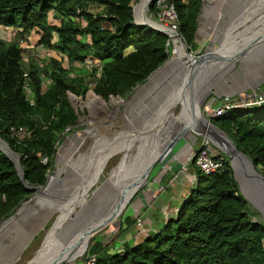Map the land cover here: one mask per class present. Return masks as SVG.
<instances>
[{
	"label": "trees",
	"instance_id": "obj_1",
	"mask_svg": "<svg viewBox=\"0 0 264 264\" xmlns=\"http://www.w3.org/2000/svg\"><path fill=\"white\" fill-rule=\"evenodd\" d=\"M139 1L0 0V25L16 32L13 39L0 37V226L48 183L68 133L82 135L115 113L116 106L170 59L169 35L135 21ZM174 1L178 33L193 51L205 0ZM156 2L149 6L154 16ZM51 14L59 24L50 22ZM33 31L42 36L27 48L62 52L68 68L54 57L26 62L20 41L29 40ZM90 56L103 67L93 87L85 81ZM26 71L35 106L23 89ZM42 74L52 81L49 86ZM210 121L264 178V105L233 107ZM224 159L223 170L211 174L192 161L189 169L197 179L179 213L138 243L132 236L124 242L123 254H114L113 245L94 237L89 253L97 255V264H264V223L253 221L243 182L234 173L230 155ZM135 223L136 218L128 216L122 228Z\"/></svg>",
	"mask_w": 264,
	"mask_h": 264
},
{
	"label": "rangeland",
	"instance_id": "obj_2",
	"mask_svg": "<svg viewBox=\"0 0 264 264\" xmlns=\"http://www.w3.org/2000/svg\"><path fill=\"white\" fill-rule=\"evenodd\" d=\"M225 1L226 0H205L204 9L202 10L200 17L199 31L197 34V48L193 50L192 53L194 55H200L208 51L211 53L213 51H218L223 47L233 46V44L237 45L238 49L243 47L242 50H239L232 57V62H228L231 66H226V69L224 70L221 69L222 71H219L217 74L210 77L207 84L205 83L199 86L202 82L201 79L198 86L188 93L187 98L184 96L179 97L175 101L174 105H171L172 109L170 111H168L169 108L164 110V104L168 96L170 97L171 94L173 95L175 92H180L182 90V87L180 86L175 87L178 81H174L173 84L170 83V80V84L164 86L160 103L155 109H152L150 106L144 107L145 101L141 100L138 101V103L134 102L135 105L137 104L133 108V110H135L129 111L126 115H124L122 117V122L121 119L118 120V123H121L122 126L119 125L118 127L116 124L108 125L109 129L115 130L113 132L111 131V133H108L107 130L102 133H94L92 131L94 128H97L96 126L104 122L109 117L123 111L127 103L134 100L133 95L138 89L133 94H130L123 103L115 107V113L107 116L96 125H90L84 134L80 135L77 131L68 133L69 135L66 136L58 149L56 164L50 175L48 183L45 186H42L39 193L48 187H54L57 183L62 182L66 177L63 172L65 167L73 168L66 165L68 164L69 166L75 167V162L72 163L74 158L75 161L82 159L81 162L87 160V158L90 157L89 149H92V147L96 144L99 146L96 160H99L100 163L91 172L84 186H82L78 191H75V195L68 205L65 206V208L63 207L61 209H57L48 222L36 221V223L34 222L29 226L30 228H20L21 230H17L22 232H19L16 236H14L12 238V242L16 240V242L19 243L17 240H20V243L15 247H10L9 245L6 246L8 249L2 254L0 264H14L16 261V264H43L54 253L58 254L63 252V250L68 247V244L63 240V238H70L73 236L74 233L81 228L80 224L82 222L85 223L87 220L86 217L90 215V211L102 208L109 200H112L113 197L123 191L135 176L139 175L144 170L151 152V137L154 136L153 132L156 131L157 127L161 123L162 124L155 139L156 161L153 162L149 170H145L143 172L132 188L129 196L135 191V189L138 191L126 204L119 216L116 212H112L110 215L111 222L99 230L97 234L94 233L85 247L72 254V257L68 258L62 264H82L87 255L90 254L89 249L94 237L95 241L103 240L110 243V245H113L114 247H112L111 251L114 252V254L122 249L126 233L130 228H132V226H129L128 228L124 227L125 229L123 230L122 227L124 225V219L128 216H134L136 221L138 218H143L140 217V215L146 213L150 208V205H152L157 197H159V195H156L158 187L155 182L160 179L161 176H171V171L174 173L173 175H180L183 172L184 175L189 174L191 179L192 175L195 174L193 169H189L191 166V157L195 154L196 149L200 148L203 144L207 143L210 145L212 152L217 157L220 156L225 158L227 155H230L227 151L225 141L221 136L222 132L211 124L210 112L213 106L223 102V98L226 95L234 94L243 97H251L253 94L251 88H256L259 82H261L260 87H262V90L264 91V80L260 81V75L264 76V47L261 48V46L264 45V0ZM143 4H145V0L141 1L140 4L136 6L138 15L136 9L135 15L137 20L146 21L143 16ZM148 13H150V11H148ZM223 13L226 17L225 22L223 21ZM154 18L159 22L158 16H154ZM50 22L52 24H59L60 20L50 17ZM148 22L153 24L150 20ZM222 22H224V27L221 29ZM237 30L238 32L230 41L223 44L220 48L211 51L215 46L226 40L229 32L234 33ZM15 34L16 32L10 31L9 27L0 25V37L13 39L15 38ZM41 36L42 35L37 32L31 34V45H37ZM178 43L184 47L186 46L183 40L178 41ZM171 44V56L168 62L175 60L177 62L175 63L176 66L179 67L185 59L173 40L171 41ZM50 51L52 50L25 48L24 59L26 62L34 59L42 63L47 58L51 57L49 55ZM63 63L65 67H69L68 60H63ZM221 65L222 63L214 61L207 72H214L217 70L216 68L221 67ZM202 66L203 65L189 67L185 72H183V77L181 76V79L186 82L196 78L201 71V68H205ZM160 76L161 75L149 82L147 88L148 92L152 91L156 80L159 79ZM244 84H248L251 87L248 88L247 86H242ZM242 90H245L246 92ZM189 98L190 100L187 101ZM151 116H156V118H153L152 123H147L148 126L145 128L142 127L141 129L143 130L137 133L138 127L143 125L145 119H148ZM176 117H179L181 122L186 125L187 129L183 137H181V135L184 132V128L182 127L180 120L176 119ZM199 119H202L204 123L208 124L212 130H209L206 126H199ZM89 132L95 135V141L92 139L91 142H88L89 145L80 146L85 138V135ZM175 141H177L176 144L172 147L169 153H167ZM179 144L181 153L178 152L173 154L174 148H177ZM190 146L192 147L191 154L189 157H186V161H183ZM76 155H78V158ZM231 158L232 156L230 155V160ZM165 160L167 163L166 166H163L162 163ZM181 161L184 162V165L179 170L175 171L173 169L174 166L179 164ZM78 164L79 163H77V165ZM60 171H62V173ZM148 171L149 174L146 179L145 177ZM71 174H74L76 177L74 172ZM79 179L80 175L77 177L78 181ZM189 184L190 187H192L191 181ZM137 185H139V189L137 188ZM77 186V181H70L67 186L65 185L59 189L60 195L64 197L70 196ZM159 190L162 191L163 187ZM128 193L129 191L126 195H128ZM243 193L246 197H248V192L245 188ZM136 195H138L137 198ZM149 195L152 199H149ZM48 204L49 203L46 201V205ZM250 210L253 221L264 223L263 215L259 212L257 207L253 206L252 203ZM91 218L92 217H90V219ZM8 220H5L0 228ZM28 230L30 231L28 232ZM24 233H26V235ZM140 240H138V242H140ZM119 245L122 247L120 248ZM72 247V249L75 250L77 244L73 243ZM17 258L18 260H16Z\"/></svg>",
	"mask_w": 264,
	"mask_h": 264
},
{
	"label": "bare ground",
	"instance_id": "obj_3",
	"mask_svg": "<svg viewBox=\"0 0 264 264\" xmlns=\"http://www.w3.org/2000/svg\"><path fill=\"white\" fill-rule=\"evenodd\" d=\"M146 4H147V1L145 0V4H143V6H144L143 7V16L146 19L145 22L150 23V22H148L150 20L153 23V25H158L155 18L153 16L149 15V13L147 12ZM171 33L174 34V32H171ZM173 41L175 42L176 47L180 50V53L183 55L185 61L179 67H177L175 64L177 62L175 60H172V61L167 62L163 67H161L159 69V70H161L162 68L165 67L162 71H160L156 75V77H158L161 72L165 71V74L161 78V80H159V79L156 80V82L154 84L155 89H152V91H149L148 93H146L144 98H146L147 96L148 97H147V102L145 101L144 107L150 106L152 109L157 108V106L159 105L160 100H161V95H162L164 86L167 84L173 83L174 81H178L176 83L175 87L180 86V87H182V90L180 92H175L173 95L171 94L172 96L170 95V97L168 96V98L166 99V102L164 104V110L169 108L168 111H170L172 109L171 105H174L175 101L179 97L184 96L187 98L188 93L194 89V88H190L189 84H190V82H193L201 74L202 71L206 70V66H205L207 63L206 61L208 60V58L211 57V55L214 54L213 62L215 61L217 63H222L221 67L216 68L217 70H216L215 74H217L219 71L226 69V66H228V67H229V65L231 66V64H229L228 62L230 61V63H231L232 57L239 50L243 49V47H241V49H238L237 45L233 44V46L223 47L222 49H220L218 51H213V52L209 53L208 55H205L201 59H198V58L193 56V53L191 55L188 54L186 47H184L183 45H180L178 43V41H180V39L178 37H175V35L173 36ZM181 43H183V42H181ZM263 47H264V45L261 46V48H263ZM199 65H203L205 68H201V71L196 76V78H193V79L188 80L186 82L183 81V79H181V76L183 77V72H185L189 67H192V66L194 67V66H199ZM213 68H215V67H213ZM170 80H171V82H170ZM197 82H200V80L199 81L197 80ZM208 82L209 81H207L206 84ZM204 84H205V81H204ZM150 94H152V95H150ZM144 98L143 97L140 98V101L141 100L144 101L143 100ZM135 103H138V101H136ZM136 105L134 104V102L129 103L127 105V108H125L123 110V112L121 111L120 113L109 117L104 122H102L101 124L96 126L97 128H94L92 132L102 133L105 130H107L108 133H111V131L112 132L115 131L114 129H109L108 125L116 124L118 127H119V125L122 126L121 123H118V120L121 119V122H122V117L126 113L125 110L128 109L129 111H131V108L133 109L134 106H136ZM158 117H159V115H158ZM158 117H157V119H158ZM153 118H156V116H151L148 119L146 118L143 125H140L138 127L137 133H139L141 130H143V129H141L142 127L143 128L147 127L148 126L147 123H152ZM123 121H125V120H123ZM161 124L157 127L156 131L153 132L154 134L152 133L154 136L151 137V144H150L151 145V152L149 155V160L146 163L144 170L139 175L135 176L133 178V180L126 186V188L123 191H121L117 196L113 197L112 200H109L108 203L105 204L102 208H100L99 210L90 211V215L86 217L87 220L85 219L86 220L85 223L82 222L80 224L81 228L78 231H76L73 236H71L70 238H68V237L63 238V236L61 235L63 240L68 244V247L65 250H63V252H61V253H58V254L54 253L43 264H62V263H64L68 258L72 257V254L80 251L83 247H85V245L89 242L90 238L94 235V233L101 230L109 222H111L110 221V215L112 212H116L118 214V216L121 214L123 208L127 204V200L130 199V196L132 195L131 194L129 196V194L131 193L132 188L136 184L137 180L140 178V176L143 174V172L145 170H149L150 167L152 166L153 162L156 161L155 139H156V134L159 131ZM200 125L206 126L209 130H212L208 124L204 123V121L202 119H199V126ZM94 138H95V135H93L91 132L87 133L80 146L89 145L88 142L89 141L91 142L92 139H94ZM94 141H95V139H94ZM98 147H99L98 144H96L92 147V149H89L90 157L87 158V160H85L83 162H81L82 159H78L75 161L74 160L75 158H74L73 162L72 161L71 162L72 163L75 162L76 165H75V167L69 166L68 164L66 165L68 167H73L74 169L65 167V170L63 172L65 173L66 177L64 178V180L62 182L57 183V185H55L54 187H48L47 189L42 190L41 193H39L37 196H35L31 200H29L15 214L14 217L9 219L0 228V259L2 257V254L4 253V251L8 249V247H6L7 245H9L10 247H15L17 244L20 243V240H17L19 243H17L16 240H14L12 242V238L14 236H16L19 232H22V231H17V230H21L20 228H23V229L28 228L32 223H34V222L36 223V221L37 222H48V220L55 214L57 209H61L63 207L65 208V206L68 205V203L71 201V199L75 195V191H78L82 186H84V184L88 180L91 172L100 163L99 160H96ZM76 151H78V150H76ZM76 151H75V153H76ZM74 154H73V156H74ZM113 154H111V155H113ZM73 156H72V158H73ZM77 156L78 155H76V157ZM237 159H238L237 156L234 157L233 165H235V162L237 161ZM71 162H70V164H71ZM77 163H79V164L77 165ZM78 169H81V170H78ZM60 172L62 173V171H60ZM72 172L75 173L76 177L74 176V174H71ZM79 175H80V179L78 181L77 177ZM70 181H72V182L77 181V183H78L77 188L71 193L70 196H68V197L61 196L59 189H61L65 185L67 186V184L70 183ZM139 185H137V188ZM128 191H129V193H128V195H126V193ZM136 191L137 190L135 189L134 192H136ZM46 201H47V203H49L48 205H46ZM90 217H92V218L90 219ZM29 231L30 230H28V232ZM31 232H33V231H31ZM24 234L26 235V233H24ZM73 243L77 244V247L75 250L72 249ZM16 260H18V258ZM16 263H17V261L14 264H16ZM2 264H5V263H2Z\"/></svg>",
	"mask_w": 264,
	"mask_h": 264
},
{
	"label": "built area",
	"instance_id": "obj_4",
	"mask_svg": "<svg viewBox=\"0 0 264 264\" xmlns=\"http://www.w3.org/2000/svg\"><path fill=\"white\" fill-rule=\"evenodd\" d=\"M158 14L159 17V23H161L163 26L168 28L170 32H178L179 30V15L178 11L176 9L175 1L174 0H157L156 2ZM53 19H56L53 17V14L50 15ZM58 20V19H57ZM83 23H85L83 21ZM37 31H33L31 34L35 33ZM38 34H41L37 32ZM172 40L168 41V44L171 43ZM21 47L23 49L27 48L31 43V36L29 40H21L20 41ZM50 56L57 58L61 61H67V56L62 52H54L57 50L51 49ZM85 76H86V85L89 87H93L96 85L99 80L102 77V63L96 59L90 56L89 60L85 64ZM43 79V84L46 86H49L51 84V80L49 77L45 74L41 75ZM31 77L29 72L23 73V89L26 94V98L31 106H35V98H34V90L31 85ZM261 84H259L256 88H251V91H253V94L251 97H243L239 95H226L223 98V102L221 104H217L211 108V118H218L226 115L227 111L230 108L233 107H252L257 106L261 107L264 105V91L262 90V87H260ZM246 92V91H245ZM247 94V93H245ZM244 95V94H243ZM238 96V97H237ZM70 128H67L66 131H68ZM198 154H194L191 157V162L194 161L195 166L203 171L205 174H211L215 173L217 171L223 170L225 165V159L224 157H217L211 150L210 145L203 144L198 152ZM46 159H44L45 161ZM197 176L196 174L192 175L191 178V186H193L194 182L196 181ZM192 188V187H191ZM186 194L183 197V200L180 205L176 206L174 208V214L175 216L179 213L181 210V205L183 202L187 200ZM136 226L141 230V233L145 236L148 234V229L144 227V219L138 218L136 221ZM120 254L123 252V249L119 250ZM123 254V253H122ZM98 263V257L96 254H88L85 260L82 262V264H97Z\"/></svg>",
	"mask_w": 264,
	"mask_h": 264
},
{
	"label": "crops",
	"instance_id": "obj_5",
	"mask_svg": "<svg viewBox=\"0 0 264 264\" xmlns=\"http://www.w3.org/2000/svg\"><path fill=\"white\" fill-rule=\"evenodd\" d=\"M227 1V0H226ZM225 1V2H226ZM255 10V9H254ZM253 10V11H254ZM224 19L223 21L225 22L226 21V17H225V14L223 13L222 14ZM224 22H222L220 25H221V29L222 27H224ZM165 68V67H164ZM164 68H162L161 70H159L156 74H154L144 85H142L137 91L136 93L133 95V98L134 100L130 101L129 103L131 102H136V101H140V98H144L146 93H148L147 91V88H148V84L149 82L154 79L156 77V75L162 71ZM165 74V71L164 72H161L159 75H161L159 77V80H161V78L164 76ZM264 80V76L263 75H260V81H263ZM261 82H259L257 85H259ZM242 86H247L248 88L251 87L249 86L248 84H244ZM173 87V86H172ZM240 87V86H239ZM253 87V86H252ZM155 89V88H153ZM254 89V87H253ZM173 90V89H172ZM192 91V90H191ZM242 91H245V90H242ZM241 91V92H242ZM221 94V93H220ZM152 95V94H150ZM149 95V96H150ZM141 96V97H139ZM148 97V96H147ZM147 97L144 98L143 100L147 102ZM191 97V96H190ZM132 98V99H133ZM188 101L190 100L187 99ZM127 103V105L129 104ZM127 105L125 108H127ZM124 108V109H125ZM135 110V109H134ZM132 108H131V111H134ZM126 113L125 115L128 113V109L125 110ZM123 112V111H122ZM176 119H179L180 120V123L182 124V127L184 128V132L182 133L181 137L184 136L185 132H186V125H184L182 122H181V119L179 117H176ZM177 141H175L172 146L169 148V150L167 151V153H169V151L172 149V147L176 144ZM191 151H192V147L190 146L189 147V150L187 151V154L184 158L183 161H186V157H189V155L191 154ZM180 152L181 153V148H180V144L178 145L177 148H174L173 150V154H176ZM166 153V155H167ZM183 154V153H182ZM188 155V156H187ZM165 158V157H164ZM181 161L179 164H176L174 166V170L177 171L179 170L183 165H184V162ZM166 160L162 163L163 166H166ZM168 171V170H166ZM165 171V172H166ZM165 174V173H164ZM174 173L171 171V176H161L160 179H158L155 184L156 186L158 187L157 188V193L156 195H159V197H157V199L153 202L152 205H150V208L147 210L146 213H143V215H140V217H143L144 218V227L145 228H148L149 231H154V230H159L164 222L168 219H170L171 217H175V214H174V208L178 205L181 204L182 200H183V197L189 193L191 187H190V177L189 174H186L184 175V173L182 172L180 175H173ZM192 175V174H191ZM158 184V185H157ZM163 187V190L160 191L159 189ZM190 187V189H189ZM160 191V192H159ZM159 192V193H158ZM138 196V195H137ZM137 198V197H136ZM149 199H152L149 195ZM147 199V200H149ZM27 203V202H26ZM25 203V204H26ZM24 204V205H25ZM23 205V206H24ZM22 206V207H23ZM21 207V208H22ZM20 208V209H21ZM19 209V210H20ZM18 210V211H19ZM136 224H134L132 226V228L126 233V237L124 238V241H127L128 239H130V237L132 238V236H135V241L136 243H138V240L140 239H143L144 235L141 233L140 229L135 226ZM133 230V231H131ZM130 236V237H129ZM141 238H140V237ZM123 241V243H124ZM141 241V240H140ZM120 248L122 247L121 245H119ZM123 249V248H122ZM121 250V249H120Z\"/></svg>",
	"mask_w": 264,
	"mask_h": 264
},
{
	"label": "water",
	"instance_id": "obj_6",
	"mask_svg": "<svg viewBox=\"0 0 264 264\" xmlns=\"http://www.w3.org/2000/svg\"><path fill=\"white\" fill-rule=\"evenodd\" d=\"M142 0H140L135 6H134V17H135V21L139 24V25H143V26H148L150 28H153V29H156V30H159V31H162L166 34L169 35L170 37V40H173V36L175 35V37H178L181 41H182V37L181 35L178 33V32H175L174 34L170 32V30L168 28H166L165 26H163L161 23L158 22V20H156V22L158 23V25H153V24H150V23H147L145 21H142V20H137L136 18V15H135V9H136V6H138L140 4ZM147 1V4H146V10L147 12L150 11L149 10V6H150V3L152 2V0H146ZM204 5H205V1H204V4H203V7H202V10L204 9ZM151 16H153L152 13H149ZM154 17V16H153ZM200 17H201V14H200ZM200 17H199V21H200ZM238 32V30L234 33H231L229 32L228 34V37L226 38L225 41H223L221 44L215 46L211 51L215 50V49H218L220 48L223 44L227 43L228 41H230L232 39V37ZM186 49H187V52L188 54H192V51H189L188 47L185 46ZM210 53V51L206 52V53H203V54H200V55H194V57L198 58V59H201L202 57H204L205 55H208ZM213 58H214V54L211 55L210 58H208V60L206 61V70L204 72H202L197 78L195 81L193 82H190V88H196L198 86V83L200 82H197V80H201L202 79V82L199 84V86L203 85L204 84V81L205 83L207 81L210 80V77L212 75H215L216 71L214 72H211V73H208L207 70L209 69V67H211V64H213ZM166 64V63H165ZM164 64V65H165ZM163 66V65H162ZM161 66V67H162ZM160 67V68H161ZM209 75V76H208ZM208 76V78H207ZM221 136L223 137L224 141H225V144H226V147H227V151L230 153V155L232 156L231 158V163H233L234 161V157H238L237 161L235 162V165H234V173L235 175L241 179V181L243 182L244 184V188L245 190L248 192V197H249V200L251 201V203L253 204L254 207H257L259 212L263 215V218H264V178L263 176L259 173V171L257 170L256 166L254 165V163L248 158V156L243 153L242 151H239L238 148L226 137V135L224 133H221ZM217 140V139H216ZM224 143V142H222ZM149 174V171L147 172L146 174V179H147V176ZM144 180V179H143ZM142 180V181H143ZM144 182V181H143ZM142 182V183H143ZM140 188V187H139ZM138 188V189H139ZM138 191V190H137ZM136 191V192H137ZM132 193V195L130 196V199L131 197H133L135 195V193ZM32 198V197H31ZM30 198V199H31ZM128 199L127 200V203L128 201L130 200ZM28 201V200H27ZM26 201V202H27ZM24 204V203H23ZM22 204V205H23ZM21 205V206H22ZM20 206V207H21ZM19 207V208H20ZM18 208V209H19ZM17 209V210H18ZM10 218V217H9ZM8 218V219H9ZM7 220V219H6ZM99 231L96 232V234L98 233ZM264 241V240H263Z\"/></svg>",
	"mask_w": 264,
	"mask_h": 264
}]
</instances>
